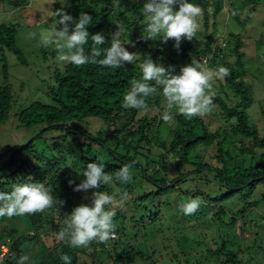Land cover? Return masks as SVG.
<instances>
[{
	"label": "trees",
	"instance_id": "16d2710c",
	"mask_svg": "<svg viewBox=\"0 0 264 264\" xmlns=\"http://www.w3.org/2000/svg\"><path fill=\"white\" fill-rule=\"evenodd\" d=\"M0 2L16 9L28 0ZM145 2L70 0L67 12L74 19H78L81 12L92 15L88 30L90 34H104L103 48L110 46L116 24L123 25L127 32L125 42H129L125 47L131 52L135 50L138 59L134 64L119 68H102L96 64L80 67L64 64L63 68H56L49 87L52 103L34 100L25 107H18L8 81L7 61L2 56L4 81L0 85V128L14 117L19 126L36 131L28 140L0 151V191L10 192L16 183L45 182L53 187L54 198L64 201L60 207L53 206L42 213L0 218L2 264H17L21 255L30 257L27 264H64L60 259L64 254L71 257V264H183V258L196 254L193 248L187 250L191 241L193 245L190 246L194 247L196 243L200 250L204 248L200 242L208 245L206 252L211 255L223 253L220 264H241L240 238L238 245H232L230 242L234 239L230 241L224 238L225 234L224 237L220 234L217 237L223 242L214 249L216 239L206 242L213 234H205V237L199 230L201 224L207 221L209 225H232L240 230L242 237L246 231L256 234L255 237L258 235L261 224L254 222L253 225L252 220L249 223L248 215L249 210L264 200V193L256 200L244 202L235 212L226 208L235 197L248 200L260 184L264 186V132H260L248 113L253 92L245 80V42L239 32L230 31L227 43L222 46L223 39L218 35L216 16L226 10L227 0H190L203 9L199 19L201 28L193 40L182 39L179 50L174 47L173 39L167 42L144 39L147 21L142 8ZM241 2L239 8L236 0H230L229 7L237 22L245 23L250 18L247 13L242 19V8L251 5V10L255 9L259 0ZM58 8L60 4L56 3L55 9ZM211 18H215L212 30ZM90 46L89 39L86 48ZM5 49L23 65L29 64L25 52L18 46L15 22H0V52ZM148 56L175 74L186 66V61L191 63L193 58L201 60L203 57L212 69L224 66L230 70L229 76L217 79L213 84L217 88L213 90L216 94L210 119L206 120L205 115L186 119L173 110V122L165 123L161 119L166 103L162 89L147 99L146 111L122 106L130 82L142 77L139 65ZM261 114L264 116L263 111ZM214 116L222 123L216 125ZM99 160L105 164L104 171L110 174L124 164L136 161L131 169L132 182L124 185L113 181L100 189L109 194L117 193L118 201L119 193H128L123 210L118 209L114 218L117 236L107 244L94 241L88 248H72L58 240L57 234L76 206L92 204L95 189L85 193L74 191V187L84 179L78 170ZM211 173L213 176L209 175ZM70 180H75V184L70 185ZM193 198L202 203L194 214L185 215L180 206ZM216 206L215 216L206 214V208ZM178 213H182L183 232L187 234L190 230L192 236H181L183 233L179 228L175 234L180 236H175L171 223H178ZM168 214L171 221L165 222L171 223H166L167 229L163 221ZM225 216L229 219L228 224L218 221L224 220ZM237 223L241 225L236 226ZM154 228L163 231L159 232L163 237L156 235ZM9 230H15L18 236L6 240ZM53 233L56 234L54 238L51 237ZM199 233L201 235H197ZM172 234L179 243L175 250L170 249L167 253L155 250L167 241V235L171 239ZM155 239H160V243L150 244ZM185 259L184 264H191Z\"/></svg>",
	"mask_w": 264,
	"mask_h": 264
},
{
	"label": "clouds",
	"instance_id": "9594fccd",
	"mask_svg": "<svg viewBox=\"0 0 264 264\" xmlns=\"http://www.w3.org/2000/svg\"><path fill=\"white\" fill-rule=\"evenodd\" d=\"M56 3L57 0H48L49 8L44 17L51 22L47 28L40 29L39 44L44 48L54 47L59 63L77 67L96 64L102 68H119L137 61V53L125 47L129 42H125L127 32L123 25L117 24L116 31L111 33L110 46L103 48L101 46L106 43L104 34L102 32L90 34L88 30L92 24L91 14L81 12L78 19H74L65 10L66 3L58 9H53L52 6ZM142 14L147 21L144 39H162L164 42L173 39L174 47L179 50L182 39L191 41L196 38L203 9L190 0H146ZM218 35L223 39L222 46H225L228 35L226 32ZM89 39L91 46L86 48ZM139 67L142 77L130 82L131 87L123 97L122 106L125 109L146 111L147 99L156 94L158 89H162L166 103L161 112V119L165 123L173 122V110L186 119L210 113L216 94L213 91L214 82L230 75L227 67L210 68L205 57L201 60L193 58L192 62L184 66L178 74L165 67L163 63L154 61L150 56L144 59ZM135 163L136 161L124 164L114 174L104 171L105 164L102 160L90 162L86 168L78 170L84 179L79 184H75V180H70L69 184H75L74 191L87 193L95 189L92 192V204L82 203L76 206L64 221L57 239L65 241L72 248H88L94 241L107 244L109 240L115 239L117 225L114 218L118 209L123 210L128 193L126 191L119 193L120 199L117 201V193L109 194L100 189L102 185H109L113 181L124 185L132 182L131 169ZM53 191V187L45 182L13 184L10 192L0 191V218L32 215L42 213L53 206L60 207L64 201L54 198ZM201 203V200L193 198L182 203L180 207L185 215H192L199 209ZM29 259L28 255H21L17 264H27ZM60 259L64 264H71V257L67 254L62 255ZM2 261L3 257L0 256V264Z\"/></svg>",
	"mask_w": 264,
	"mask_h": 264
},
{
	"label": "rangeland",
	"instance_id": "374dc122",
	"mask_svg": "<svg viewBox=\"0 0 264 264\" xmlns=\"http://www.w3.org/2000/svg\"><path fill=\"white\" fill-rule=\"evenodd\" d=\"M229 1L230 0H227L225 7L226 10H221L216 16L218 32L219 34L226 32L227 35L230 31L239 32L245 42L243 46V52L245 53L244 61L247 70L245 80L246 83L252 87L253 92V100L252 104L248 108V113L251 120L258 126L260 132L263 133L264 116L261 114V111L264 112V0H259L255 9L251 10V5L242 8V19L246 17L247 13H249L250 19L245 23L237 22L234 12H232L229 7ZM239 1L240 0H236V6L240 8L242 6V0L240 2ZM57 3L60 4V7L66 3L64 7L67 11L70 0H57ZM48 8V0H28L27 4L16 9L11 8L12 10L8 4L0 2V22L17 23V43L18 46L21 47L25 52V57L28 59L29 63L28 65H23L18 61L16 56L11 51L6 49L3 53L0 52V85L3 84L4 81L2 71V56L4 55L7 61V69L9 73L8 81L13 87L18 107H25L34 100L52 103L53 101L49 92V87L53 83L52 76L56 68L61 69L64 66V64H61L56 60L57 52L54 47L44 48L39 44L40 29L47 28L51 22L50 19H45L44 17V13L48 10ZM52 8L55 9V5H53ZM213 22H215V18H211L210 30L213 29ZM199 23L201 26L200 21ZM33 33L36 35L33 36ZM133 52H135V50ZM185 64L188 65L190 62L186 61ZM216 88V84L213 85V90H216ZM18 107L16 109H18ZM205 119H210V113L205 115ZM213 119L215 120L216 125L222 123V121L216 116H214ZM16 122H19L17 118L11 117L7 122L1 125L0 151L4 150L9 145L20 144L28 140L31 138V136H33V132L36 131L35 128H25L23 126H19V124H16ZM165 133L166 131L164 130L163 134ZM209 175L213 176L212 173ZM262 193H264V186L260 184L258 188L248 196V200L246 199L245 201H242L241 197L237 196L226 205V208L235 212L240 207H242L244 202L258 199L261 197ZM216 208H218V206L214 208L212 207L211 209L206 208V214H210L212 217L215 216ZM249 211L251 212L248 215L249 223L252 220L253 225H255L254 222H256V224H261L259 226L260 228H258L260 231L256 237V234L253 235L251 232L247 231L243 234L244 237H242L240 230H237L232 225L225 226L219 223L215 225H209V223H206L207 221L201 224L202 227L199 228V230L204 236L205 234H213L212 236L207 237L206 242L210 241V239H216L215 242L217 245L214 246V249L223 242L221 237H217L220 234H222L223 237L225 234L224 238L230 241L234 239L232 242H230L232 245H238V239L240 238L242 249L239 247L241 250L239 257L242 259L241 264H264V200H262L255 208ZM178 214H180L179 216H176V222L178 223L175 224L170 222L171 220L169 219V214L168 218L164 217V227L167 228V222H165V220L168 219L170 220L169 222L174 225V234L175 230L179 228L183 233L181 236H192L190 230L187 234L183 232V228L185 226L181 221L182 213ZM173 221H175L174 218ZM218 221L228 224L229 219L225 216L224 220L221 219ZM169 222L167 224H169ZM204 225L205 227H203ZM235 225L240 226L241 224L237 223ZM154 229H156V235H159L161 230H158V228ZM220 230H223L224 232L221 231L220 233ZM248 231H252V229H248ZM253 231L255 233V228ZM161 232L164 233L163 231ZM18 234L19 233L15 230H9L6 235V240L13 239L18 236ZM192 234L194 235V233ZM160 235L159 237H163L162 234ZM197 235L201 234L199 233ZM203 235L199 236L201 237L200 239H202ZM55 236V233L51 234L52 238ZM168 236L169 235L166 236L167 241H164L163 244L160 243V239H158V241L156 239L152 240L150 244L159 242V249L155 248V250L163 253H167L170 249L175 250L179 243L175 241L173 234L171 239ZM178 236L176 237L178 238ZM188 245L189 246H187V250L189 251L190 248H193V250L195 249L196 254L190 256L188 259L183 258V260H181L183 264L185 263L184 259L191 261V264H195L196 261H200L199 264H220V262L223 260V253L219 256L213 254L215 256L214 257L209 252H206L209 248L207 247L208 245L205 246L203 242H200L199 245L202 247L204 246L205 249L203 248L201 250L198 249L196 243L194 247H191L190 245H193L192 241ZM259 245L262 247L259 248ZM3 248L6 250L4 246ZM196 256L197 258L199 257L200 260H196Z\"/></svg>",
	"mask_w": 264,
	"mask_h": 264
},
{
	"label": "built area",
	"instance_id": "2783aa9c",
	"mask_svg": "<svg viewBox=\"0 0 264 264\" xmlns=\"http://www.w3.org/2000/svg\"><path fill=\"white\" fill-rule=\"evenodd\" d=\"M205 60V59H204ZM117 236V235H116Z\"/></svg>",
	"mask_w": 264,
	"mask_h": 264
}]
</instances>
